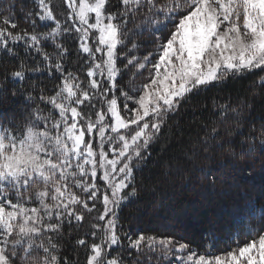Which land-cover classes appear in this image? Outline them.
<instances>
[{
    "label": "snow or ice",
    "instance_id": "obj_1",
    "mask_svg": "<svg viewBox=\"0 0 264 264\" xmlns=\"http://www.w3.org/2000/svg\"><path fill=\"white\" fill-rule=\"evenodd\" d=\"M62 3L0 5V264H264V186L227 206L224 251L124 227L175 222L178 184L264 178V0Z\"/></svg>",
    "mask_w": 264,
    "mask_h": 264
},
{
    "label": "trees",
    "instance_id": "obj_2",
    "mask_svg": "<svg viewBox=\"0 0 264 264\" xmlns=\"http://www.w3.org/2000/svg\"><path fill=\"white\" fill-rule=\"evenodd\" d=\"M9 0H0V5L8 3ZM54 6L60 8L66 7L62 0H53ZM3 9L0 8V11ZM63 19V17H61ZM142 43L147 44V47H141L136 53L137 56L146 55L148 52L153 51V45L149 41V38L145 36ZM135 72V69H133ZM148 70H144L143 74H137V78H131V73L126 75L123 80V85L127 88L135 89L139 88L142 83L148 78ZM244 82L230 83L226 86L225 91L218 93L217 90H213L206 94V97H198L197 99L211 98L219 95L220 98H225L228 92L235 93V90H243ZM192 109L189 106L183 121H187L191 116ZM260 165H256V179L254 184H240L234 186L233 182L228 180L225 182L224 190L226 195H218L212 192L210 189L204 188H192L187 184H178L176 189L170 193L173 200V207H178L181 211L175 213V222L168 219V212H161L159 218L153 217L151 214L143 218H137L134 221L124 224L126 229L132 231L144 230L149 235H169L173 234L177 238L184 237L185 241L192 242V247L201 252L202 247H197L200 241L209 233L213 232L218 241L216 245L217 251H224L230 241V228L229 221L226 217L225 210L232 202L235 196H244L256 200L261 196V187L264 186V178L259 175ZM101 184L103 190L102 181H98ZM256 223V221H252ZM83 255V253H81ZM160 264H166V262H160Z\"/></svg>",
    "mask_w": 264,
    "mask_h": 264
}]
</instances>
